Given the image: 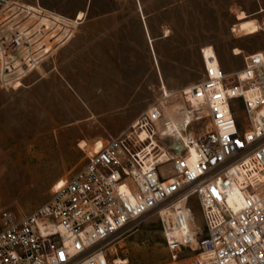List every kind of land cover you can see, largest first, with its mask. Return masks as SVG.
I'll use <instances>...</instances> for the list:
<instances>
[{
	"label": "built area",
	"instance_id": "built-area-1",
	"mask_svg": "<svg viewBox=\"0 0 264 264\" xmlns=\"http://www.w3.org/2000/svg\"><path fill=\"white\" fill-rule=\"evenodd\" d=\"M79 23L39 2L0 0V90L21 87ZM203 64L180 92L191 119L182 136L170 130L179 115L168 119L161 102L88 155L48 203L0 207V264H111L106 244L152 212L183 264H264V54L232 74Z\"/></svg>",
	"mask_w": 264,
	"mask_h": 264
},
{
	"label": "rangeland",
	"instance_id": "rangeland-1",
	"mask_svg": "<svg viewBox=\"0 0 264 264\" xmlns=\"http://www.w3.org/2000/svg\"><path fill=\"white\" fill-rule=\"evenodd\" d=\"M41 5L68 20L82 12L84 17L74 37L21 87L0 90L1 209L30 212L48 203L85 165L96 143L99 148L125 132L154 105L162 102L168 119L178 114L183 122L189 105L180 92L202 78L204 49L215 50L227 74L241 70L246 56L264 52V0H41ZM240 12L260 28L246 36L235 32ZM162 88L172 94L169 99H162ZM203 124L197 131L207 120ZM195 215L202 228L197 206ZM105 249L111 263L184 261L173 259L156 212L132 222Z\"/></svg>",
	"mask_w": 264,
	"mask_h": 264
},
{
	"label": "bare ground",
	"instance_id": "bare-ground-1",
	"mask_svg": "<svg viewBox=\"0 0 264 264\" xmlns=\"http://www.w3.org/2000/svg\"><path fill=\"white\" fill-rule=\"evenodd\" d=\"M261 12H263V10ZM78 16H79L78 20H81L84 17V13L82 12ZM237 19L239 23L234 27V31L238 32V34L241 33V36L253 34L254 32H256L258 28H260V25L258 24V22L256 20L249 19V16L245 12H240L237 16ZM241 53H242L241 51L236 52V54H241ZM256 53L264 54V52H256ZM203 57L206 58L207 61L209 62L213 60H217L219 63L217 54L212 47H208L204 49ZM165 91L169 95V92H167V90ZM182 116L185 117L183 122L176 123L175 127L170 129L172 132H176L177 135H180V136H182L184 128L189 126L191 122L189 111H184ZM102 144H103V141H102ZM85 145H86V142L83 141L80 146L81 148H83ZM99 148L95 147V149H99ZM194 158H195V154H193V159L191 160V162L194 161ZM166 214L172 215V214H169L168 211L166 212ZM195 224L197 225L196 221H195ZM111 264H129V261L127 259L116 258Z\"/></svg>",
	"mask_w": 264,
	"mask_h": 264
},
{
	"label": "crops",
	"instance_id": "crops-1",
	"mask_svg": "<svg viewBox=\"0 0 264 264\" xmlns=\"http://www.w3.org/2000/svg\"><path fill=\"white\" fill-rule=\"evenodd\" d=\"M36 2H39V3L41 4V0H36L34 3H30V4H31V5H34V4H36ZM23 3H25V2H23ZM26 4H29V3H26ZM42 7L45 8L43 5H42ZM45 9L48 10V11L53 12V11L50 10V9H47V8H45ZM54 13H56V12H54ZM56 14H57V13H56ZM86 14H87V13H85V16H86ZM58 15H59V14H58ZM60 16H62V15H60ZM62 17H63V16H62ZM76 18H78V13H77V15H76ZM76 18H75V19H76ZM80 24H81V23H80ZM80 24H79V25H80Z\"/></svg>",
	"mask_w": 264,
	"mask_h": 264
}]
</instances>
